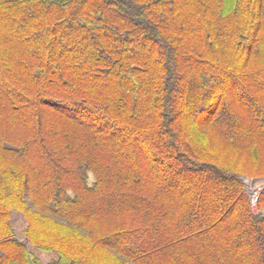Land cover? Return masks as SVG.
I'll list each match as a JSON object with an SVG mask.
<instances>
[{
  "label": "trees",
  "instance_id": "trees-1",
  "mask_svg": "<svg viewBox=\"0 0 264 264\" xmlns=\"http://www.w3.org/2000/svg\"><path fill=\"white\" fill-rule=\"evenodd\" d=\"M0 142V264H264V0H0Z\"/></svg>",
  "mask_w": 264,
  "mask_h": 264
},
{
  "label": "rangeland",
  "instance_id": "rangeland-1",
  "mask_svg": "<svg viewBox=\"0 0 264 264\" xmlns=\"http://www.w3.org/2000/svg\"><path fill=\"white\" fill-rule=\"evenodd\" d=\"M228 84L229 86H234L235 83L231 80H228ZM229 86H227L225 88V90H228L229 91ZM215 91L218 93L220 92L221 90L219 89H215ZM79 115H77L78 117ZM80 118V117H78ZM82 118V117H81ZM259 117L257 115H254V120L256 121ZM84 119V118H83ZM104 126H106L107 128L108 127H111L110 124H104ZM246 128L247 125H245ZM108 129H112V128H108ZM8 137L10 136H15V135H7ZM114 138L117 139L119 137V134L115 133L113 134ZM120 136H127V135H120ZM14 144V143H12ZM141 144V143H140ZM52 145V144H51ZM17 148V147H14V146H11L9 145L8 143H4V142H0V156L2 155L3 151L2 149L5 148ZM143 147V146H142ZM54 149V151H56L58 148V146L54 145L52 147ZM4 150V149H3ZM146 151V150H145ZM147 152V151H146ZM2 157V156H1ZM220 160H222L221 158L219 159L217 163V165H220V166H223V167H227L226 165L227 164H221L219 163ZM235 160V157L232 158V160L230 161H227V163H230L232 161ZM160 165H157V170H164L165 171V167L164 166H160ZM93 168H96L95 166ZM247 169L249 170H244L246 172H244L243 174H241V177H240V181L241 183L243 184V189H244V193L245 195L249 198V201H250V204L252 206V209L254 211V207L252 205V196L254 195V193L252 194V187L253 188H257L259 191H260V195L261 193L264 191V174L263 172L259 175V176H255L252 174V171H254L255 169H251L252 167L250 165L246 166ZM45 173V171H43ZM169 173V172H167ZM97 182V176H96V173L92 170H89V172L87 173V185L89 188H92L95 186ZM171 187L166 191V192H172V189L174 190L175 188H180V187H183L186 185L185 181L181 180V179H178L177 177L175 176H172V181H171ZM231 190L229 189L228 192H230ZM70 195H73L74 196V193H70ZM260 198V196H259ZM231 203H233V200L230 198V200L228 201H220V200H213V201H210L209 202V208H214V206L217 208H221V209H225L228 205H230ZM258 206H259V200H258ZM34 209L35 211H37L38 213L39 212V207L37 206H34ZM254 215L257 216L258 219H260L261 217H263L264 215V210L260 207H258V213L256 214L255 211H254ZM31 221H29L26 217V215L19 211V210H13L12 214H11V218L9 219L8 223L11 227V231L13 232V235L15 237V239L22 243V244H25L27 245L28 249L30 250V252H32L31 254L33 255V257L36 258V260L39 261V264H52L53 261L55 259H59V257L55 254V253H50V252H45V251H42L34 246L31 245L30 243V240L28 238V230L30 228V223Z\"/></svg>",
  "mask_w": 264,
  "mask_h": 264
},
{
  "label": "built area",
  "instance_id": "built-area-1",
  "mask_svg": "<svg viewBox=\"0 0 264 264\" xmlns=\"http://www.w3.org/2000/svg\"><path fill=\"white\" fill-rule=\"evenodd\" d=\"M254 193V195L252 196V205L254 207V211L257 214L258 213V200H259V196H260V191L257 188H253L252 187V194Z\"/></svg>",
  "mask_w": 264,
  "mask_h": 264
}]
</instances>
